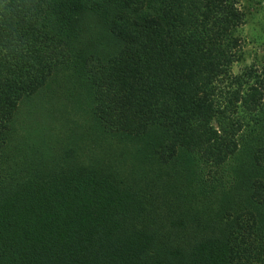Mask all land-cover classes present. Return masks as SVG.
<instances>
[{"label":"trees","instance_id":"1","mask_svg":"<svg viewBox=\"0 0 264 264\" xmlns=\"http://www.w3.org/2000/svg\"><path fill=\"white\" fill-rule=\"evenodd\" d=\"M71 1L100 36L57 23ZM236 2L0 0V161L23 171L0 264H264V66L231 73Z\"/></svg>","mask_w":264,"mask_h":264},{"label":"rangeland","instance_id":"2","mask_svg":"<svg viewBox=\"0 0 264 264\" xmlns=\"http://www.w3.org/2000/svg\"><path fill=\"white\" fill-rule=\"evenodd\" d=\"M237 1L238 2H236V6L239 8L240 11H243L245 15H244V22L241 21V26H239L233 32L232 35L233 37H236L238 39V47L236 49L237 51L236 55H240V59L237 60L231 68L232 75L240 73L242 70L248 68L249 66H252V68H256V70L258 71H261L262 67L264 66V0H237ZM100 11L103 10L100 9ZM60 16H62L61 19L63 20L57 21V23L61 27L63 28L65 27L64 29L66 30L74 29L75 35L76 33H84L83 36L87 40L89 38H92L93 31L97 33L98 36H100L101 34L100 31L105 26V22L101 18L96 17L95 19H93L92 16L87 13L86 9L81 8L75 1H71L70 3L65 5H61L58 11V17ZM112 17H113V13L108 18L107 21L109 26L112 25L110 22ZM212 26L213 24L209 25L210 30L211 28H213ZM89 33H91L90 36ZM75 35H73L72 37L69 36V40H67L68 45L70 44V41L73 42L72 43L73 46L77 45V43L79 42L83 43L84 41L83 38L78 40L79 35L77 39L73 40V37ZM112 40L113 37L111 38L110 43L104 48L102 46H98L97 48H95L96 55L104 56L106 53L111 52L112 48L110 47ZM114 41L115 44L113 46L116 49L119 45V39L114 38ZM51 104L52 103L50 102H43V105L46 106H50ZM25 106L26 105H22V107ZM45 118H46V122L50 121L48 117ZM39 119H41L44 122V117H41ZM17 123L18 126L15 131V134L19 135L20 137L25 136L27 133L31 132L34 129L33 124L29 126H27L28 123L26 122L25 123L27 125L24 124L23 114L19 115ZM17 162L18 160L16 157L10 158V164H11L10 166L12 167V171H9L7 170L8 167L3 165L2 161H0V190L3 189L4 183H6L7 181L12 180V183H17V182L19 183V179H21L20 175L23 171H19V169H17V166L15 167L13 166V164ZM144 173L145 171L143 170V168H141L136 173L137 178L139 179L140 177L144 176ZM210 192L214 194L212 201H214L216 209H220L224 207L227 208L226 198H220L219 197L220 193L216 195L212 190ZM225 212L226 215L230 216L233 211L227 208Z\"/></svg>","mask_w":264,"mask_h":264}]
</instances>
